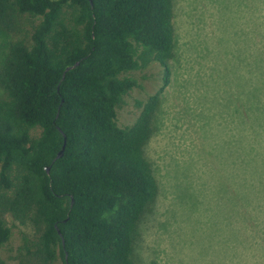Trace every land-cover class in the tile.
I'll return each instance as SVG.
<instances>
[{"label":"trees","instance_id":"1","mask_svg":"<svg viewBox=\"0 0 264 264\" xmlns=\"http://www.w3.org/2000/svg\"><path fill=\"white\" fill-rule=\"evenodd\" d=\"M174 17V0H0V29L16 36L0 65V250L8 221L29 227L19 264H136L139 224L159 192L144 146L173 79ZM257 39L243 139L254 155L240 156L239 198L227 205L231 264H264V31ZM153 67L157 87L120 124L125 96L146 87L134 73Z\"/></svg>","mask_w":264,"mask_h":264},{"label":"rangeland","instance_id":"2","mask_svg":"<svg viewBox=\"0 0 264 264\" xmlns=\"http://www.w3.org/2000/svg\"><path fill=\"white\" fill-rule=\"evenodd\" d=\"M174 6L173 79L163 91L144 146L159 192L139 224L134 260L231 264L237 258L228 259L229 252L238 255L236 242L227 236L234 228L227 225V205L239 198L240 156L254 155L250 137L244 146L243 139L252 131L254 53L264 31V0H174ZM15 38L0 29V65ZM134 75L146 87L125 96L117 111L120 124L133 120L139 112L136 99L158 85L157 67ZM232 211L236 221L238 211ZM8 224L10 238L0 252L6 264H19L13 256L22 234L31 230Z\"/></svg>","mask_w":264,"mask_h":264},{"label":"water","instance_id":"3","mask_svg":"<svg viewBox=\"0 0 264 264\" xmlns=\"http://www.w3.org/2000/svg\"><path fill=\"white\" fill-rule=\"evenodd\" d=\"M90 1H91V4H92V0H90ZM78 63H79V61H76V62H75L74 64H72V65H67V66L65 67V69H64V72L67 71V70L70 69V68L75 67ZM64 145H65V144H63L62 148L58 151V153H57V155H56V158H58V157H60V156L62 155V153H63V149H64ZM46 170L49 171V166H46ZM58 231H59V229H58Z\"/></svg>","mask_w":264,"mask_h":264}]
</instances>
